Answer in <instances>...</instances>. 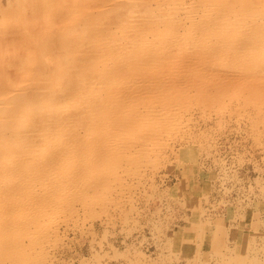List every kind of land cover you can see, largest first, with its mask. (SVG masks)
I'll use <instances>...</instances> for the list:
<instances>
[{"label": "rangeland", "instance_id": "obj_1", "mask_svg": "<svg viewBox=\"0 0 264 264\" xmlns=\"http://www.w3.org/2000/svg\"><path fill=\"white\" fill-rule=\"evenodd\" d=\"M0 237V264H264V0H0Z\"/></svg>", "mask_w": 264, "mask_h": 264}, {"label": "bare ground", "instance_id": "obj_2", "mask_svg": "<svg viewBox=\"0 0 264 264\" xmlns=\"http://www.w3.org/2000/svg\"><path fill=\"white\" fill-rule=\"evenodd\" d=\"M49 63V62H48ZM28 93V92H27ZM29 94V93H28ZM27 94V95H28ZM28 103V102H27ZM27 103H26V105H27ZM30 109H31V107H30ZM24 158V157H23ZM14 181V180H13ZM32 186V185H31ZM15 215V214H14ZM14 217V216H13ZM18 218H19V216H18ZM24 218V217H23ZM5 225V224H4ZM22 229V228H21ZM1 238V237H0Z\"/></svg>", "mask_w": 264, "mask_h": 264}]
</instances>
